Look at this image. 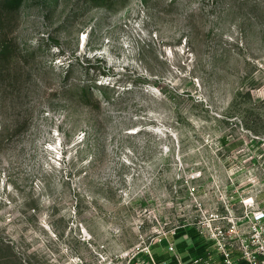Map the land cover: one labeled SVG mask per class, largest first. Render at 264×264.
Instances as JSON below:
<instances>
[{"label": "rangeland", "instance_id": "rangeland-1", "mask_svg": "<svg viewBox=\"0 0 264 264\" xmlns=\"http://www.w3.org/2000/svg\"><path fill=\"white\" fill-rule=\"evenodd\" d=\"M252 188L264 0H0V264H131Z\"/></svg>", "mask_w": 264, "mask_h": 264}, {"label": "built area", "instance_id": "built-area-1", "mask_svg": "<svg viewBox=\"0 0 264 264\" xmlns=\"http://www.w3.org/2000/svg\"><path fill=\"white\" fill-rule=\"evenodd\" d=\"M249 192L236 204L226 195L216 206L198 203L194 229L207 245L201 253L184 258L177 244L165 238L163 253L145 246L130 256L131 264H212L214 258L219 264H264V193ZM140 251L142 256L135 258Z\"/></svg>", "mask_w": 264, "mask_h": 264}, {"label": "crops", "instance_id": "crops-1", "mask_svg": "<svg viewBox=\"0 0 264 264\" xmlns=\"http://www.w3.org/2000/svg\"><path fill=\"white\" fill-rule=\"evenodd\" d=\"M171 241L177 244V247L179 248V250H181L182 257L184 258H189L190 256L197 254L198 252L203 251L207 248V245L203 242L200 243L199 245H196L194 243V239L189 237L185 233L177 236L173 234ZM160 248H162V246L161 247L159 246L158 249ZM212 264H219L218 259L214 258Z\"/></svg>", "mask_w": 264, "mask_h": 264}, {"label": "trees", "instance_id": "trees-1", "mask_svg": "<svg viewBox=\"0 0 264 264\" xmlns=\"http://www.w3.org/2000/svg\"><path fill=\"white\" fill-rule=\"evenodd\" d=\"M96 90H99L98 88H96ZM82 96H88V94H87V89H84L83 90V94H82ZM195 233V232H194ZM189 237H191V238H193L194 239V243L196 244V245H199L200 243H202V241L197 237V235H196V233L193 235V236H190L189 234H187ZM179 237V236H178ZM202 251H200V252H198V253H201Z\"/></svg>", "mask_w": 264, "mask_h": 264}]
</instances>
